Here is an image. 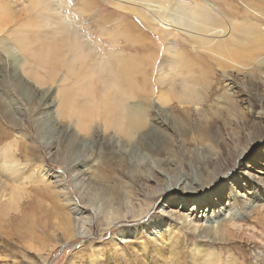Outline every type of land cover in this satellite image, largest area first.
<instances>
[{
    "label": "rangeland",
    "instance_id": "rangeland-1",
    "mask_svg": "<svg viewBox=\"0 0 264 264\" xmlns=\"http://www.w3.org/2000/svg\"><path fill=\"white\" fill-rule=\"evenodd\" d=\"M88 1L96 2L95 5L100 8L96 10L86 5V0H60L63 3V14L70 19L74 18V25L89 36L90 42H99L96 49L101 47L106 53L115 50L116 53H123V56L137 54L140 59H153L152 65L155 60V64L159 62L167 52L173 57L174 43H177V46H188L189 35L196 33L185 26V19L190 17L188 12L191 11L204 13L212 19L218 17L220 28L225 29V33L215 39L226 38L231 27L237 29L231 32L236 36L244 33L239 29L241 27L249 28V32L258 38H264V0H169V6L181 5L183 12L167 10L170 12L167 18L159 17L157 12V15L149 12L150 18L158 24L154 26H158L160 33L152 26L146 25L137 15L114 9L113 2L116 3V0ZM118 2L137 7L143 13L144 9L159 12L163 10L156 3L144 6V3L139 5L130 0ZM33 3V0H0L1 5L9 6L11 13L16 15L15 19L2 29L0 38L10 40L8 33L20 27L24 36L30 37L32 44L41 50L45 48L47 43H39L38 40L45 42L42 37H49L51 31L25 27L26 24L38 23L34 21L38 11L28 8L33 6ZM164 12L167 14L166 10ZM46 15L50 17L51 13ZM158 21L161 23H157ZM101 31L104 36L100 34ZM141 34L144 36L143 40L138 39ZM201 51L191 50L188 56L195 63L213 67V73L209 75L211 83L208 86L207 99L203 105L180 108L176 103H172L165 108V115H158L162 116L160 124H156L155 113L152 112L151 116L147 109L144 129L116 136L111 129L107 130L106 134L98 129L88 135L81 134L68 127V120L56 121L53 114H50V109L47 110V105H44L48 97L56 93L59 83L53 82L52 86L50 84L46 88L35 87L32 79L22 78L18 68L10 64L0 49V60H5V64H0V127L8 132V137L0 144V150H3L0 155L4 152L14 153L11 154L16 158V164L14 163L12 168L21 170V173L27 176L19 182L14 176H10L9 169H0V264H88V259L90 255L93 257V254L101 256L97 257L96 264H113L110 254L115 251V247L112 245L118 243L115 240L118 238L116 231L124 225L119 223L104 230L100 214L125 210L127 192L134 186L132 176H145L152 169H159L160 161L179 159L180 156L174 154L176 150L183 151V156H193L201 161L220 153L234 161L241 148L248 147L252 140L262 138L264 124L258 120L254 122L250 115L253 109L259 110L256 103L260 102L264 107V53L261 52L251 65L238 66L239 71L236 72L232 69H221L216 65L217 57L214 59L213 55ZM200 57L204 59L198 60ZM155 64L152 69L157 66ZM148 65V61H145L143 67ZM53 68L58 75L65 73L63 67ZM53 68L50 67L52 70ZM140 71L139 69L133 73L129 79L133 78L139 83L145 81L138 73ZM175 72L178 76L180 71L176 69ZM37 73L47 78L44 70L37 68ZM151 74L152 71L149 73V79ZM77 81L81 82L80 79ZM251 82L255 84L254 87ZM250 87H253V90ZM147 91L144 95L151 97L156 108L154 112L157 113L158 85L150 81ZM136 101L147 105L144 100ZM23 117L25 120L18 121L17 124L15 119ZM147 131L151 135L147 134ZM257 147L264 149V139L259 141ZM204 149L208 150L205 152L207 154ZM187 168L188 166L183 165V170ZM17 187L23 189V195L17 203L18 206L16 205L17 208L9 211L8 197L15 194ZM110 190H116L117 193ZM257 206L259 207L256 212L247 215L236 212L238 219H223L210 226V230L201 228L193 231V225L198 224L191 218H186L185 221L174 220L170 225L179 224L182 227V231L174 233V237L183 241L186 240L187 233H192L190 244L196 243L197 246L218 253L220 264H223L228 256L234 257L235 264H264V231L254 228L251 224L252 221L264 222V197L255 204L256 208ZM157 212L160 213L161 209L154 207L152 213ZM67 217L73 226V234L68 239L62 233ZM225 223L228 226L236 224L234 226L240 230V234L230 237L234 238L231 239L234 241L231 246L234 245L236 253L230 250L215 232L216 227ZM88 225L90 233L85 231ZM150 236L152 235L149 234ZM131 240H135V237L122 239L120 242ZM107 249L108 252L105 251ZM178 249L184 253V259L193 251L190 245L185 246L182 242ZM121 264H125L124 260Z\"/></svg>",
    "mask_w": 264,
    "mask_h": 264
},
{
    "label": "bare ground",
    "instance_id": "bare-ground-1",
    "mask_svg": "<svg viewBox=\"0 0 264 264\" xmlns=\"http://www.w3.org/2000/svg\"><path fill=\"white\" fill-rule=\"evenodd\" d=\"M33 1V6L28 8L38 11L34 18V21L38 23L26 24L25 27L51 31L49 37H42L45 42L38 40L39 43H47L45 48H42L44 50L42 51L34 43L32 44L30 37L24 36L20 27L8 33L11 37L10 40L9 38H0V49L10 64L12 63L14 67L18 68L22 78L25 80L26 77L32 79L36 84L35 87L45 86L46 88L47 85L50 86L51 84L52 86L53 82L59 83L56 86V93L48 97L44 106L47 105V110L50 109V114H53L56 121L68 120V127L81 134L88 135L95 129L106 134L107 130L111 129L116 136L119 134L128 135L141 128L144 129L148 116L147 109L151 116H153L152 112L155 113L156 124H160V117L162 116L159 117L158 115H165V108L171 106L172 103H176L180 108L184 106V108H188L187 106L190 105L194 108L203 105L207 99L208 86L211 83L209 75L213 73V67L191 61L192 59L188 56L191 50L205 51L213 55L214 59L217 57L216 65L221 69H232L236 72L239 71L238 66L247 67L255 62L261 52L264 53V38H258L255 34L252 35L249 28L239 27L244 32L239 37L231 33L233 30H237L231 27L226 38L215 39V37L219 38L221 34L224 35L225 33V29L220 28L219 24L221 23H219L218 17L212 19L204 13L198 14L191 11L188 12L190 17L185 19V26L196 33L189 35L188 43L186 42L188 46L186 44L177 46V43H174L175 53L173 57L167 52L156 63L157 66L152 69L156 60L152 65L153 59H140L137 54L123 56V53H116L115 50L106 53L104 49H100L101 47L96 49L99 42L98 44L90 42L89 36L87 37L83 30L74 25V18L70 19L63 14V3L60 0ZM116 1V3L113 2L114 9L137 15L146 25L152 26L158 33L161 30L158 26H154L158 24L150 18L149 14L151 13L149 12L155 14L157 12L159 17L165 18L170 13L167 10L183 12L181 5L169 6V0H130L139 5L144 3V6L156 3L161 6V10L163 8L162 12L144 9V13L137 7ZM84 3L96 10L100 8L93 1L86 0ZM165 10L167 14L164 12ZM11 11L9 6L0 4V33L15 19L16 15ZM47 13H51V18L46 15ZM80 20L83 19L80 18ZM157 23L161 22L158 21ZM37 24L39 25L37 26ZM162 33L165 34L164 31ZM100 34L104 36L102 31ZM117 36L119 37L118 34ZM138 39L143 40L144 36L141 34ZM197 59L203 60L204 58ZM4 61L0 60V64H5ZM145 61L149 63L147 67H143ZM54 66L56 68L63 67L65 73L58 75L53 68ZM37 68L44 70L47 78L37 73ZM139 69L141 71L138 73L145 79V81L142 80V83L133 78L129 79ZM176 69L180 71L178 76L175 72ZM151 71L150 80L149 73ZM75 77L76 79H74ZM77 79H80L81 82ZM150 81L158 85L157 113L154 112L156 108L154 103L152 104L151 97L144 95L148 92L147 85ZM251 83V86L255 85L253 82ZM253 87H250L251 90ZM136 100H144L147 105H141ZM256 105L259 110L253 109L250 116L254 122L258 120L264 124V107L260 105V102ZM15 120L18 124V121L22 122L25 119L23 117ZM164 123L166 122L164 121ZM153 128L155 127L153 126ZM7 133L3 127H0V144L3 139L8 137ZM261 137L259 140H252L248 147L241 148L234 161L227 159V156L221 153L212 158L208 157L207 160L203 158L201 161L193 156H183V151L176 150L174 154L179 155V159L160 161L159 169H152L154 170L153 173L151 170L145 176H132L134 186L132 184L133 187L128 192L126 191L128 197L126 196L127 199H125V210L123 209V212L118 210L116 213L105 210L108 213L100 214L103 218L100 222H103L104 230H108L119 223L124 225L116 231L118 238L115 240L118 243L112 245L115 247V251L111 252L112 248L109 247L111 249V262L121 264L124 260L125 264H220L218 253L202 248L200 245L197 246L196 243L195 245L190 244L193 237L192 233L191 235L187 233L186 240L183 239V241L174 237V233L182 231V227L179 224L170 225V223L174 220L185 221L186 218H191L193 222L198 224L193 225V231L201 228L210 230V226L223 219L231 221L232 217H237L236 212H240L241 215L256 212L259 206L256 208L255 204L264 197V182H262L264 181V149L257 147L259 141L264 139V135ZM2 151L0 150V152ZM205 152L208 150L204 149ZM11 153L4 152L3 155H0V169L3 171L4 168H6L5 170L9 169L10 176H14L20 182L27 176L22 174L21 170L12 168L13 164H16V158L12 155L14 153ZM183 165L188 166L187 170H183ZM14 191L15 194L8 197L10 198V202L7 201L9 211L17 208L16 205L18 206L17 203L23 195V189L17 187ZM110 191L117 193L116 190ZM118 206L120 205L118 204ZM154 207L161 209V212L152 213ZM251 224L254 228L264 231V222L252 221ZM234 225L236 224L229 226L227 223L221 224L216 227L215 232L221 236V241L236 253V250L233 249L234 245L231 246L234 243L231 239L234 238L230 239V237L240 234V230ZM72 227L71 220L67 217L62 230L67 239L73 234ZM186 227H184L185 230ZM85 231H91L89 225ZM149 234L152 236L149 237ZM134 237L135 240L120 242L122 239H133ZM181 242L185 246L190 245L193 248L186 259H184V253L178 249ZM204 245L208 246V244ZM105 251L108 252V249ZM93 255V257L90 255L88 264H96L99 255ZM233 260V256H228L223 264H235L236 261Z\"/></svg>",
    "mask_w": 264,
    "mask_h": 264
},
{
    "label": "snow or ice",
    "instance_id": "snow-or-ice-1",
    "mask_svg": "<svg viewBox=\"0 0 264 264\" xmlns=\"http://www.w3.org/2000/svg\"><path fill=\"white\" fill-rule=\"evenodd\" d=\"M262 182H264V181H262Z\"/></svg>",
    "mask_w": 264,
    "mask_h": 264
}]
</instances>
